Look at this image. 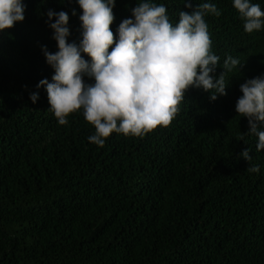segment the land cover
Listing matches in <instances>:
<instances>
[{
    "label": "trees",
    "instance_id": "16d2710c",
    "mask_svg": "<svg viewBox=\"0 0 264 264\" xmlns=\"http://www.w3.org/2000/svg\"><path fill=\"white\" fill-rule=\"evenodd\" d=\"M140 2L116 0L117 40ZM152 2L174 24L191 11L184 0ZM205 2L221 13L205 17L220 65L227 55L243 63L226 74L227 94L212 101L189 88L168 127L113 132L101 148L82 110L59 125L37 88L54 75L43 49L58 51L47 13L66 12L68 42L79 45L82 9L77 0H22L25 19L0 31V264H264V150L236 112L241 84L264 76V27L246 32L234 0L193 7ZM251 3L264 11V0ZM252 164L258 173L246 170Z\"/></svg>",
    "mask_w": 264,
    "mask_h": 264
},
{
    "label": "clouds",
    "instance_id": "9594fccd",
    "mask_svg": "<svg viewBox=\"0 0 264 264\" xmlns=\"http://www.w3.org/2000/svg\"><path fill=\"white\" fill-rule=\"evenodd\" d=\"M71 2V0H69ZM82 9V40L69 43V15L49 10V26L54 30L58 51L43 49L47 63L53 67L51 82L42 79L37 88L45 87L50 105L59 125H67V117L81 111L94 126L88 137L91 143L103 147L113 132L142 137L157 127H168L180 111V104L189 88L210 92V100L226 95V74L243 63L227 55L221 66L220 57L212 52V40L205 17L219 16L216 5L197 4L184 0L177 23H173L164 4L143 0L132 9V17L118 27V40L111 29L115 19L116 0H77ZM234 7L244 19L248 33L264 27V11L251 0H234ZM25 5L22 0H0V31L22 22ZM75 15V10H73ZM111 49V50H110ZM90 57V62L82 56ZM217 66L223 72L214 75ZM94 79L85 83L84 77ZM242 96L236 112L248 119L249 130L244 135L257 137L256 150H264V76L241 84ZM30 99L35 103L38 93ZM240 140L244 141L243 135ZM246 144L247 142L244 141ZM250 149L241 155L249 163ZM258 173L259 166L246 169Z\"/></svg>",
    "mask_w": 264,
    "mask_h": 264
}]
</instances>
